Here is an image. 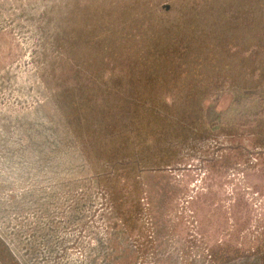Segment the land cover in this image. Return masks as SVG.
Wrapping results in <instances>:
<instances>
[{
  "label": "rangeland",
  "instance_id": "374dc122",
  "mask_svg": "<svg viewBox=\"0 0 264 264\" xmlns=\"http://www.w3.org/2000/svg\"><path fill=\"white\" fill-rule=\"evenodd\" d=\"M0 264H264V0H0Z\"/></svg>",
  "mask_w": 264,
  "mask_h": 264
}]
</instances>
